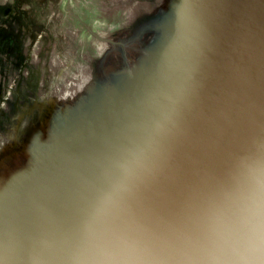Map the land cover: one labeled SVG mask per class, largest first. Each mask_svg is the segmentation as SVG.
<instances>
[{
    "label": "water",
    "instance_id": "1",
    "mask_svg": "<svg viewBox=\"0 0 264 264\" xmlns=\"http://www.w3.org/2000/svg\"><path fill=\"white\" fill-rule=\"evenodd\" d=\"M172 5L119 81L1 156L0 264H237L222 201L264 176V0Z\"/></svg>",
    "mask_w": 264,
    "mask_h": 264
},
{
    "label": "rangeland",
    "instance_id": "2",
    "mask_svg": "<svg viewBox=\"0 0 264 264\" xmlns=\"http://www.w3.org/2000/svg\"><path fill=\"white\" fill-rule=\"evenodd\" d=\"M174 1L0 0V158L32 144L50 110L56 120L119 81L114 72L155 45ZM30 24L42 27L34 38Z\"/></svg>",
    "mask_w": 264,
    "mask_h": 264
},
{
    "label": "clouds",
    "instance_id": "3",
    "mask_svg": "<svg viewBox=\"0 0 264 264\" xmlns=\"http://www.w3.org/2000/svg\"><path fill=\"white\" fill-rule=\"evenodd\" d=\"M222 201L227 209L233 242L229 252L237 264H260L264 254V176L259 171L243 174Z\"/></svg>",
    "mask_w": 264,
    "mask_h": 264
},
{
    "label": "flooded vegetation",
    "instance_id": "4",
    "mask_svg": "<svg viewBox=\"0 0 264 264\" xmlns=\"http://www.w3.org/2000/svg\"><path fill=\"white\" fill-rule=\"evenodd\" d=\"M28 27H30L31 29H30V31L32 30V27H39V26H32V24H30V25H28ZM41 26H40V28H37V29H34V30H32V33H29V35H30V37L31 38H34V37H36L37 35H38V33H40V31H41ZM45 32V31H44Z\"/></svg>",
    "mask_w": 264,
    "mask_h": 264
}]
</instances>
